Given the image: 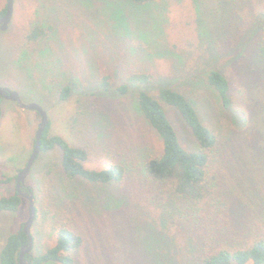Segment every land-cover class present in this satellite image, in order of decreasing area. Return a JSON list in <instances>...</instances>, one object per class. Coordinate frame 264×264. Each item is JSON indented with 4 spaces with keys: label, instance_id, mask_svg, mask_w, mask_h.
<instances>
[{
    "label": "rangeland",
    "instance_id": "rangeland-1",
    "mask_svg": "<svg viewBox=\"0 0 264 264\" xmlns=\"http://www.w3.org/2000/svg\"><path fill=\"white\" fill-rule=\"evenodd\" d=\"M5 4L0 0V11ZM225 6L220 0L140 5L130 0H13L8 27L0 30V87L18 92L24 103L40 105L48 117L47 134L84 148L86 166L127 167L121 182L69 180L57 166L58 147L39 151L25 179L35 207L27 255L41 254L54 244V225L60 221L83 240L74 264H199L206 247L264 236V72L252 58L239 54V47L230 49L232 38L219 26ZM36 23L46 29L47 38L20 63L24 36ZM197 30L202 36L197 50L185 55L171 49L178 32ZM219 44L227 51L212 57ZM210 69L230 79L228 109L203 83ZM135 72L151 74L157 84L128 83L120 91ZM161 84L193 100L204 123L223 139L214 152L223 191L213 212L192 216V221L177 215L187 204L165 197L141 169L143 155L159 151L161 143L139 115L135 95ZM64 86L68 93L60 99ZM164 108L181 145L195 150L179 112L166 104ZM0 112V178L13 177L26 164L40 118L1 96ZM14 189L15 179L0 184V198ZM27 216L24 198L18 212H0V251Z\"/></svg>",
    "mask_w": 264,
    "mask_h": 264
},
{
    "label": "trees",
    "instance_id": "trees-1",
    "mask_svg": "<svg viewBox=\"0 0 264 264\" xmlns=\"http://www.w3.org/2000/svg\"><path fill=\"white\" fill-rule=\"evenodd\" d=\"M130 1L140 5L156 0ZM220 5H226L224 15H220L222 21L219 26L228 34L227 37L232 38L228 44L230 49L239 47V54L243 53L252 58L264 72V0H220ZM4 13L5 7L0 11V17ZM221 32L223 33L222 30ZM47 34L46 29L39 24L31 26L24 36L22 54L18 59L20 63L25 57H29L30 52L39 48ZM201 46L202 36L198 30L178 32L170 45L173 51L185 55ZM227 49V46L219 44L212 57ZM19 69L24 71L27 80L32 79V75L25 72L23 65H19ZM128 83L144 86L157 84L153 83L151 74L143 72L131 73L127 77V83L122 84L119 90L126 91ZM203 83L215 92L222 108L228 109L231 106V82L225 72L210 69L204 74ZM68 89V86L60 89V99L67 96ZM135 96L139 115L161 143L159 151L143 155L141 169L146 178L160 185L165 197L181 199L187 204L183 212L177 211V215L192 221V216L202 218L213 212L217 206V198L221 196V190L224 188L223 181H220L222 176L218 173L219 165L214 159V152L218 151L220 143H223L218 131L204 123L193 100L179 90L161 84L156 85L153 91L139 90ZM165 104L174 107L181 115L196 142L195 150H187L181 145L165 111ZM244 115L243 123L246 127L248 124ZM248 128L246 132L251 134ZM47 129L48 124L42 133L40 151L56 147L61 150V159L57 166L65 178H80L90 183L105 185L121 182L127 175V167L119 163H109L102 169L86 166L84 161L87 159V152L84 148L72 146L60 136H49ZM33 145L34 137L32 148ZM14 179L16 176L0 178V184H8ZM21 206L22 198L16 188L12 194L0 198V212H18ZM54 228L55 242L51 247L41 254L26 255L31 264H74V254L82 246V237L63 221L55 224ZM26 242L27 237L21 225L16 232L7 236L0 251V264H19L20 248ZM199 257V264H264V236H245L240 237L236 243L225 241L217 246H209L201 251Z\"/></svg>",
    "mask_w": 264,
    "mask_h": 264
},
{
    "label": "water",
    "instance_id": "water-1",
    "mask_svg": "<svg viewBox=\"0 0 264 264\" xmlns=\"http://www.w3.org/2000/svg\"><path fill=\"white\" fill-rule=\"evenodd\" d=\"M13 13V0H6L5 13L0 17V30H6L10 22ZM0 96L4 99L16 102L21 109L34 110L40 116V121L37 125L34 134V145L26 161L25 166L18 172L15 179V188L21 198L28 201V216L22 225V229L27 237V242L25 245L21 246L18 263L19 264H31L26 255L32 248V235L31 226L35 219V207H34V195L30 187L25 184V179L28 177L31 171L32 164L40 151L41 137L45 127L48 124V117L44 109L36 103H24L18 92L10 90L5 87H0Z\"/></svg>",
    "mask_w": 264,
    "mask_h": 264
}]
</instances>
